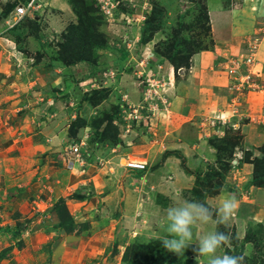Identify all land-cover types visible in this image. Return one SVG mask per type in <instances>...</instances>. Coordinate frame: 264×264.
I'll use <instances>...</instances> for the list:
<instances>
[{
  "label": "rangeland",
  "instance_id": "obj_1",
  "mask_svg": "<svg viewBox=\"0 0 264 264\" xmlns=\"http://www.w3.org/2000/svg\"><path fill=\"white\" fill-rule=\"evenodd\" d=\"M30 1L32 0H7L0 13V26L4 23L5 16L3 15L5 13L11 14L15 7L20 4L27 5ZM110 2L113 3V7L110 5L109 8L103 10L102 4L96 0H78L75 5H72L69 0H34L37 6L34 13L30 11V14L20 23L11 28L8 27V23L6 29L0 31L2 38L7 37L8 39L10 37L14 42L2 40V46L0 45V49L7 53V58L10 59V64L13 67L8 70H11L8 77L7 75L0 77V139L2 137L14 139L17 141L15 143V147H17L25 138L29 139L24 140V145H34L31 140L33 137L35 143L41 142L42 145H49L48 148L54 151L55 154L50 155L49 160H46L47 165L53 162V170L51 169L50 173L54 175H48V173L41 171V169L47 170L40 166L43 162L42 158L38 159V168H34L40 173H46L49 178L41 183L40 189H43V193H45L41 199L45 200L48 197L50 203L47 202L45 207L42 204L39 208L37 206L34 208L35 220L41 217L43 222L50 224L47 225L48 229H45L49 233L57 231L56 224L59 221L57 215L52 214V209L59 200L65 199L66 203L69 200L81 201L73 198L75 195L81 194L89 200L95 198L96 195L99 202L102 200L99 197L101 194L100 182L106 181L109 174L107 175V172L102 170L107 168L105 159L96 156H98V150L104 156L107 155V149H109V146L106 145L107 139L101 137L107 117L114 116L117 119L116 126L120 130V138L124 141V145L118 146L119 150L124 151L125 148L127 149L126 152L129 153L133 149L135 153L143 151L144 154L149 153L150 150H155L163 152L164 157L168 154L163 144L172 141V138L166 137L165 134L168 121H172L170 113L172 109L171 89L165 86V83H168L165 79L153 76L144 78V66L147 63L152 66L151 62L154 60L155 71L153 72H160L159 63H168L174 67L168 61L167 56L176 60L181 58V61H176V65L186 64L188 66L176 69L179 72L177 79H184L189 76L194 55L200 53L216 55L215 53L222 46L219 41L223 45L227 43L232 48L237 49L239 44L236 42L231 44L232 40L227 36L228 30H223L215 24L216 13L226 12L234 19L232 23L234 37L238 39L235 29L246 37L242 41L244 45L238 53L239 56L230 55L229 53L232 52L227 53V56L219 53L222 54L221 56L229 58L225 62L216 64L214 69L220 72L216 74L219 76L224 72L229 77L234 78L240 73L238 70L235 75L230 74L231 62L240 60L243 67L249 58H252V62L249 64L250 68L247 71L248 74L244 76L246 80L239 84L235 83V85L232 82L231 87L233 89L230 88L232 91L238 89L236 92L242 93V96H248L249 92L253 91V89H248V83H251L253 76V78L257 76L255 72L258 64H264V57L260 53L257 54L260 49L262 50L260 45L264 42V18L257 19L261 15L264 16V0H110ZM216 2L221 7V11L216 10L220 7H214ZM154 4H156L157 10L153 8ZM77 11L83 14L86 23H84V28H78L81 19ZM86 13L95 16L90 24L87 15L85 16ZM148 20L151 23L146 25L147 27L144 29ZM246 22L253 26H251L253 31L242 29L243 23ZM16 27H20V30L21 28L26 29L27 33H24L20 38L13 39L9 31ZM88 27L93 30V34L81 31ZM143 34L147 41L145 44L142 41ZM89 36L97 40L93 39L90 43L85 42L84 40ZM81 37L83 43L89 46L83 51L87 57L90 54L88 58H91V62L73 61L70 65L64 64L63 60L58 59L62 49L71 54L73 44H77ZM99 38L103 39L104 45ZM250 43H252V47H250L252 52L244 54ZM223 49L225 48L222 46L220 51L227 52L226 50L222 51ZM123 52H128L129 55L118 66L115 61L117 58L118 60L122 58ZM10 54H14L15 58ZM2 71L4 72L3 67ZM208 80L209 78H206V82ZM98 90H103L106 97L96 94L95 92ZM139 107L142 108L140 113L143 114L144 118H139V124L136 122L134 126L132 124L131 131L127 134L125 128H127L128 122L123 118L130 111L137 110ZM119 109H121V113H119ZM124 110L126 114L123 113ZM263 112L264 108L260 114ZM257 114L258 112H255L252 114L253 118L242 120L244 125L251 124L249 133L250 130L252 133L253 130L262 131L264 127V123L261 122L264 119L255 118L254 115ZM146 117L147 119H145ZM220 117H223L224 121L228 120L223 115ZM226 122L225 136H222V133H219L222 138L213 135L214 137L210 138L206 144L210 147L213 158L203 155L205 158L202 163L191 170L194 173L193 183L182 190L179 197L176 198V193L173 192L171 194L172 199L167 200L164 205L163 201L161 202V205L165 207L162 206L161 208L164 214L161 215L160 219L150 220L148 217L140 216V221L134 220V224L128 220V223L131 222L132 225L130 223L120 224L118 231L120 229L123 232L127 231L125 235L123 232L120 233V239L124 240L122 243L118 241L122 246L120 249L116 247L114 250L115 247H110L111 250L106 252L105 245H98V241L91 243L93 238H88L89 242L83 244L86 247L80 246V248H88L89 244L94 246L96 243L98 249L96 251L86 250L88 256L86 257L87 260L83 262L85 264H131L135 250L128 253L126 261L124 253L132 244L139 243L149 246L147 250L150 251L148 254L151 258L145 264H154L155 261L160 260V258H156L159 254L164 261L166 260L163 264H173L174 259H176L177 264H185L186 262L189 264H207L208 257L198 256L193 250L196 244L195 238L182 254H177L171 258L175 253L164 248L163 239L168 237V234L161 227V220L165 219L166 210L169 207L181 204L186 200L205 203L215 209L224 197L234 194L239 201L236 218L228 226L209 224L203 226L201 231L215 230L229 234L231 246L223 248L222 252L243 256V264H264V204L261 203L264 201V197L258 198L260 191L258 189L263 188L253 185L254 167L252 164L244 162L243 159L248 152L254 154L252 159L262 156L260 149L264 147V142L258 139L260 144L252 143L251 134H248L247 137L241 128L234 126V122ZM202 129L208 134L207 129L217 131L218 128H209L206 125V127L202 126ZM189 130L191 131L185 132L187 135L179 136L178 139L185 142L194 139L196 142L197 132L192 128V125H189ZM238 137L240 138L238 148L233 151L229 144L233 140L236 141ZM128 142L130 144H127ZM194 142L192 141V143ZM53 143L58 145L57 150ZM50 144H53L52 148H50ZM73 146L92 151L89 157H82V161L84 164L86 160L88 163L95 164L98 175L89 178L86 187L79 185L66 190L68 183L66 184L64 176L69 173L67 165L70 156H72ZM22 147L25 146L22 145ZM201 151L204 150L201 149ZM233 152L237 155L232 156ZM177 157L181 158L179 160L182 165L183 162L186 163L181 152ZM3 165L9 166V164L0 162V166ZM28 168L31 166L26 167V169ZM99 174L101 175L99 176ZM0 176V184H7L8 177L5 167H0ZM97 176L99 177L96 178ZM262 191L264 190L260 192ZM13 198L15 197L13 196ZM1 199L0 193V204ZM9 205H2V209H0L2 214L5 210L6 212L13 211ZM67 206L70 210L74 209L72 204L67 203ZM13 216L16 217L17 214ZM92 216L97 221L98 215ZM27 219L25 218L23 221ZM23 221H15L13 227L0 225V240H3L4 236L10 232V228H14L18 224L23 226L25 224ZM32 221L33 218L30 219L31 224ZM88 226L89 224L80 225L72 233H66L59 229L61 232L56 233L54 239L51 238L48 241L50 242L49 245L54 244L61 250L65 248V252L72 254L73 251L79 249V243L82 242V239L79 240L78 237L83 233V229H87ZM109 231L111 228L107 232ZM10 236L8 239L13 240V237ZM111 240L113 239H109V241ZM9 244L10 242L7 240L1 247H7ZM8 248L11 247L0 250V264H23L17 261L21 257L19 253L11 255V258L7 257V254L4 259L1 257V252ZM16 248L20 251L22 243L16 244ZM99 248H102V251ZM29 263L33 264L32 262Z\"/></svg>",
  "mask_w": 264,
  "mask_h": 264
},
{
  "label": "crops",
  "instance_id": "obj_2",
  "mask_svg": "<svg viewBox=\"0 0 264 264\" xmlns=\"http://www.w3.org/2000/svg\"><path fill=\"white\" fill-rule=\"evenodd\" d=\"M6 2L7 0H0V13ZM214 7H220L218 2L214 4ZM216 10L221 11V7L220 9L216 8ZM263 18L264 16L262 17V15L261 17H257L258 20ZM233 20L234 19L231 18L229 13H216L215 24L223 30H228L227 36L232 40V42L230 41L231 44H235L234 42L239 44L237 49L232 48L227 43H224L225 45H223V43L219 41V43L225 48L222 51L226 50L227 52H221L220 49L222 46H220L218 52L215 53L216 55L208 53L194 55L192 58L193 66L191 67L187 78L177 79V76L179 75L175 73L174 68L168 63H159L158 68L161 69L160 72H153L155 71L153 66L154 60L151 62L152 66L148 63L144 66V77L153 76L165 79L168 81V83H165V86H167L168 89H171L170 101L172 109L170 113L172 115V121H168L169 123L167 125L168 127H166L167 130L165 129V134L166 137L170 136L172 141L163 144L164 148L168 151V154L164 157L163 152L155 150L151 151L150 149V151H148L149 153L146 154H144L143 151H141V153H135L133 149L131 152L127 153V149L124 148V151H122L118 149L119 147L111 149L109 154L104 156L101 155L100 150H98L99 153L96 151L98 154L96 157H103L105 159L107 168L102 170H105L107 175H109L106 177V181L104 180V182H100L101 194H99V197L102 198L100 202L97 200L96 194L95 198H92L91 200L85 199L76 202L69 200L67 202L74 207V209L70 211L74 216L75 222L79 226L89 224L88 228L83 229V233L78 237L79 240L82 239V242L79 243V249L72 252L73 255L65 252V248L61 250L54 244L50 246V242L48 241L51 238L54 239L53 237L56 233H60L61 230L57 229L58 232L53 231V233H49L46 230L48 229L47 225L50 224L45 223V221L43 222L41 217L35 220L34 216L35 206L39 208L43 204L45 207L47 202L50 203V198L48 197L47 199L45 198V200L41 199L45 193H43L44 190L40 189V187L42 185L41 183H44L46 179H49L48 175H54L50 173V171L53 170V162L47 165L46 161L49 160L48 158L50 155L55 154L53 153L54 151H51L48 148L49 145H42L40 144L41 142L35 143L33 137H31V140L34 145H24V140L29 139L25 138L24 140H21V144L19 146L17 145V147H15L17 141H14V139H7L5 137L0 139V162L9 164V166H0L5 167L6 176L8 177L7 184H0V193L2 195L0 209H2V205H9V203L11 209L13 208V211L9 210V212H6L5 210L3 214L0 211V225L3 227L11 225L13 227L15 221H23L25 218H28L26 221H23L25 224L21 227V234L19 237L14 238L11 232H9L4 236L3 240H0V247L3 243H6L7 240L10 242L7 247H11L12 249V246H15L12 251H10L11 253L9 252L10 254L7 253V257L11 258V255L19 253L21 257H19L17 261L23 264H30L29 262H32L33 264H83V261L87 260L86 257L88 256L86 250L96 251L98 245H105L106 252L111 250L110 247H115L114 250L116 247L120 249L122 246L119 242L122 243L124 241L120 239V233L123 232V230L120 229L121 231H118V226L120 224H126L128 223V220L132 221L134 224L133 221L139 220L140 216L148 217L150 220L160 219L161 215L164 214L161 208L167 200L172 199L171 194L175 192V197L177 198L182 190L188 188L193 183L194 173L191 172V170L202 163L205 158L203 155H207L211 157V159L213 158V153L211 152L210 147L206 144H208V140L212 138L213 135L222 133V136H225L227 122L226 124H219L217 127L218 131L207 129L209 133L206 134L205 131L203 132L202 126L205 125L203 120L207 118L220 117L223 115L228 119L226 121L234 122L233 124L235 127L241 128L242 132L247 134V137L249 136L248 134H251L250 139L252 143L258 145L261 143L259 140L264 142V127L262 128V131H255L252 129L254 132L252 133L250 130L249 133L248 131L251 124L244 125V122H242L245 118H253L252 114H255V112H258L257 115H254L255 118L260 120L264 119V112L260 114L262 108H264V104H262L264 103V64H258L260 67L258 68L257 66L255 72L257 73V76H255V78H253V76L251 83H248V89H253V91L249 92L248 96H242V93L236 92L238 89L232 91L231 89L233 88L231 86L232 82H234L235 85V83L239 84L242 81H245L246 77L244 76H247V71L249 69L245 66L241 67L238 72L240 75L234 78L229 77L228 74L224 72L218 76V74H216L218 71L214 69L217 63L225 62L229 58L226 57L228 55L227 53L232 52L229 54L232 56H239L240 54L238 53H240L241 48L244 45L242 44L244 37H246L244 34H241L240 31H236L235 29L238 39L240 38V40L234 37L232 25ZM3 22L2 26H0L1 32L6 29L8 23H11L10 17L8 16L3 19ZM251 26L252 25L246 22L243 23L242 29L245 28L248 31H253L251 30L253 26ZM230 39L224 40L227 41ZM2 40L14 43L10 37L7 39V37L2 38L0 36L1 46ZM252 43L248 45V49L244 54L252 52V48H250L252 47ZM262 44H264V42ZM262 44L260 45L262 50L260 49L257 54L260 53L264 57V45L262 46ZM219 53H223L226 56L223 57L221 56L222 54ZM10 55L15 58L14 54ZM2 67L4 68V72L2 71ZM219 67L221 68V65ZM11 68L13 67L10 64V59L7 58V53H4V51L0 49V77H2V75H7L8 77L11 73V70H8ZM206 78H209L207 82ZM219 91H221L220 94H218ZM261 122L264 123L263 120ZM189 125H192V128L197 132L198 138L196 142H194V139L187 142L178 139L179 136L187 135L185 132L191 131L189 130ZM169 130L173 133L170 134L171 132ZM125 132L127 133V131ZM10 133L13 134V132ZM130 136L132 137L133 135L131 134ZM222 136L219 135L218 137L222 138ZM192 141L194 143H192ZM46 142H48V140H46ZM53 144H50V148H52ZM127 144L130 143L128 142ZM22 145L25 147L23 148ZM54 146L57 150L58 145L54 144ZM60 147L63 148L62 146ZM201 149L204 151H201ZM180 152L186 159V163L183 162V165L179 160L181 158L177 157ZM90 153H92V151L87 152L88 157ZM176 153L178 154L175 155ZM239 153H241V151H239ZM87 155L85 156L82 154V157L87 158ZM39 158H42L43 160L40 166L47 169L45 171L40 168L41 171L48 173V175L46 173H40L38 170L34 169L36 167L38 168L37 162ZM128 160H136L146 163L148 165L147 170H130L126 168L125 165ZM30 162L31 164H29ZM44 162H46L45 165ZM73 162L75 165L72 169H68L69 173L64 176L66 184L68 183L66 190L68 188L73 189L79 185H81V187H86L87 181L90 180L89 178L98 175L97 166L92 164V162L88 163L86 160V163L84 164L83 161H77L76 159ZM27 166H31V168L26 169ZM108 168L109 171H107ZM100 175L101 174H99V176ZM58 183H60V181H58ZM53 186L55 187L56 185ZM104 187L106 188L104 189ZM258 190L261 191L264 189ZM260 191L258 193V198L261 199L264 197V191ZM13 196L15 198H13ZM7 200H9V203L6 204ZM162 201L163 205H161ZM261 203L264 204V201ZM114 210L116 214L114 213ZM15 214H17L16 217L13 216ZM96 214L98 215L97 221L94 220V216H92ZM32 218L33 221L31 224L30 219ZM129 223L132 225L131 222ZM110 228L111 231L107 232ZM10 229L15 230L16 227ZM29 231L32 232L30 233ZM126 232H123L124 235ZM10 235L13 237V240L8 239ZM107 235L110 236L107 237ZM90 237L93 238L91 243L93 241H98V245H96V243H94V246L92 244H87L88 248L81 249L80 246H85L83 244L88 243V238ZM109 239L113 240L109 241ZM19 243H22V249L20 251L16 248V244ZM3 248L1 247L0 250ZM99 249L102 251V248Z\"/></svg>",
  "mask_w": 264,
  "mask_h": 264
},
{
  "label": "clouds",
  "instance_id": "obj_3",
  "mask_svg": "<svg viewBox=\"0 0 264 264\" xmlns=\"http://www.w3.org/2000/svg\"><path fill=\"white\" fill-rule=\"evenodd\" d=\"M175 73L178 71L175 70ZM238 209L239 201L234 194L224 197L215 209L205 203L187 200L169 207L165 219L161 220V227L168 234L163 239L164 248L175 254H182L195 238L193 250L198 256L208 257L207 264H243V256L222 252L223 248L231 246L229 234L215 230L201 231L203 226L209 224L228 226L236 218Z\"/></svg>",
  "mask_w": 264,
  "mask_h": 264
},
{
  "label": "trees",
  "instance_id": "obj_4",
  "mask_svg": "<svg viewBox=\"0 0 264 264\" xmlns=\"http://www.w3.org/2000/svg\"><path fill=\"white\" fill-rule=\"evenodd\" d=\"M76 1H78V0H69V2L72 5H75L76 4ZM74 8L76 9V6H74ZM153 8L155 10H157L156 9L157 8L156 4L153 5ZM77 13L79 14V17L81 19V24L78 26V28H84L85 20L83 18V14L81 12H79V11H77ZM9 14L7 12L3 16H5V18H7L9 16ZM86 15L88 17L87 19L89 21V24L92 23V20L94 19L95 16H92L89 13H86L85 16ZM150 23H151V21L148 20L147 23H145L144 29L148 25H150ZM91 26H93V24H91ZM81 31L82 32H89V34H93V30H91V28H89V27L87 29H83ZM24 33H27V30L26 29H23V28H21V30H20V27L13 28V29H11L9 31V34H11V37L13 39L20 38ZM93 39H95V38L89 36L84 41L85 42L87 41V43H90V41H92ZM70 40H71V38H70ZM96 40L97 39H95V41ZM100 40L103 42V45H104L103 39H100ZM78 41L79 42L77 44H75V45L73 44V48L71 50L73 52L71 54H68L64 49H62L61 53L59 54V57L57 56L59 60H61V61L63 60L64 61V64L70 65V63H73V61H78V62H83V61H85V62H91V60H90L91 58H88V57H90L89 56L90 54H88V57H87L86 54H85V52L83 51L84 48L89 47V46H86L83 43L82 37L80 39H78ZM142 41H143L144 44L147 42L146 39H145V37H144V34H143ZM128 55H129L128 52H123L122 58L120 60H118V58H117V60L115 61L116 62V65L118 63V66H119L120 65V62L124 61L128 57ZM167 57L169 58V59L167 58L168 61L174 66V69L175 70L176 69H179L180 67H183V66H186V67L188 66L186 64L185 65H181V66H177L176 65V61H178V60L181 61L182 60L181 58H178L176 60L175 58H171L169 56H167ZM188 63H189V60H188ZM95 93L98 94V95H101L103 97H106V95L104 94V91L103 90H98ZM117 112H118V108H117ZM119 113H121V109H119ZM116 122H117V119H115L114 116L107 117V119H105V122H104L106 125H105L104 131L102 132L101 137H102V139H107L106 145L109 146V149H107V154H109V152H110L111 149L116 148V147H118L120 145H124V141L122 140V138H120V135H119L120 130L116 126ZM133 126H134V124H133ZM239 139L240 138L238 137L236 139V141H234V140L232 141L231 140L232 142H230L229 146L232 147L233 151H235L238 148L237 146L239 145V142H238ZM213 147H215V146H213ZM216 148L218 150H220V148L218 146H216ZM82 151H83L84 155H87L86 153L87 152H90V150L89 149L87 150L86 148H84L83 150L81 149V152ZM260 151H261L262 156H259L256 159H252V156L254 155V154H252V152L246 153V156L243 159H244V162L249 163V164H252L253 167H254V170H253V178H252L253 179V183H254L253 185L257 186L258 188H263L264 189V147H262L260 149ZM234 153L235 152L232 153V156L233 155L235 156ZM87 157H88V155H87ZM229 162L231 163V161H229ZM73 198L74 199H77V200H81V201L86 199L85 196H82V194L81 195H78V196L75 195ZM52 211H53L52 214H56L57 217H58V221L59 222H58V224H56V228L57 229H61V230L65 231L66 233H72V232H75L76 231V228L79 227V225L75 222L74 216L72 215L70 209L68 208L67 203L65 202V199L59 200L55 204L54 209H52ZM54 211H55V213H54ZM21 227H22V225L21 224H18L16 226V229L15 230L10 229V232L14 236V238H17V237L20 236V234H21V232H20L21 231ZM12 231H15V232H12ZM148 248H149L148 245H142V244H139V243L132 244V246L128 247L127 250L124 253L125 254V256H124L125 257V261L127 260L128 253L131 250H135V251H133V254L134 255H133V259L131 260V264H145V263H148L149 260H150L149 258H151L149 256L150 254H148L150 252L149 250H147ZM10 249L11 248H8V249H5V250H3L1 252V257H3V259L6 256V254L9 252ZM175 255H177V254H173L171 256V258L173 256H175ZM156 258H160V260L155 261L154 264H163L166 261V260L164 261V259L161 258V254H159ZM174 261L175 262H173V264H175L177 262L176 259H174ZM185 264H189V263L186 262Z\"/></svg>",
  "mask_w": 264,
  "mask_h": 264
},
{
  "label": "built area",
  "instance_id": "obj_5",
  "mask_svg": "<svg viewBox=\"0 0 264 264\" xmlns=\"http://www.w3.org/2000/svg\"><path fill=\"white\" fill-rule=\"evenodd\" d=\"M96 1L102 4L103 10H105L106 8H109L110 5L113 7V3H111L110 0H96ZM36 7L37 6L35 5L34 0L30 1V3H28L27 5L20 4L19 6H17L9 16L11 23L8 24V27L11 28L14 25L20 23L23 19L26 18V16L30 14V11L31 13H34L35 12L34 10L36 9ZM251 62H252V58H249V60L246 62L247 64H245V66L248 69L250 68L249 64ZM231 63L232 65L229 67L230 74L235 75L237 71L240 70V68L242 67V63L240 60H234ZM141 109H142L141 107L137 108V110L134 109L130 111L127 116L123 118L128 122L127 128H126L127 133L131 130L130 128L132 127V123L135 124L136 122L137 124H139L140 123L139 118L141 117L144 118L143 114L140 113ZM123 113L126 114L125 110L123 111ZM145 119H147V117ZM203 121L205 124L204 126L206 127L207 125L209 128H216L219 126V124H226V121H224V118L219 117V116L207 118ZM216 135H219V134H216ZM80 149L81 148L78 146H73L72 156H70V161L68 162V165H67L69 169H72L73 166L75 165V163L73 162L75 159L77 161L82 162V154L80 152ZM125 166L126 168L130 170H146L147 168L146 163L136 161V160H128Z\"/></svg>",
  "mask_w": 264,
  "mask_h": 264
}]
</instances>
